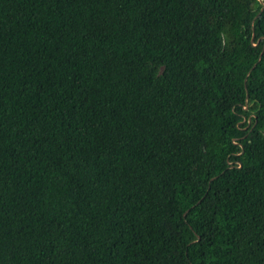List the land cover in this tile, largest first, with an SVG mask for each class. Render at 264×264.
<instances>
[{"label": "trees", "instance_id": "trees-1", "mask_svg": "<svg viewBox=\"0 0 264 264\" xmlns=\"http://www.w3.org/2000/svg\"><path fill=\"white\" fill-rule=\"evenodd\" d=\"M262 7L0 0V264H264Z\"/></svg>", "mask_w": 264, "mask_h": 264}, {"label": "water", "instance_id": "water-1", "mask_svg": "<svg viewBox=\"0 0 264 264\" xmlns=\"http://www.w3.org/2000/svg\"><path fill=\"white\" fill-rule=\"evenodd\" d=\"M259 1L262 3V6H263V7H262V10H263V9H264V1H263V0H259ZM253 38H254V35H253V37H252V40H253ZM255 45H256V44H255ZM247 100H248V99L246 98V102H247ZM249 120H250V119H249Z\"/></svg>", "mask_w": 264, "mask_h": 264}]
</instances>
